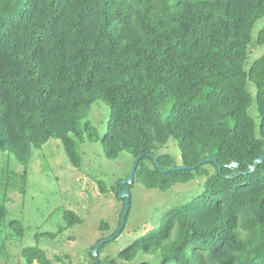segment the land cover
Segmentation results:
<instances>
[{
	"label": "trees",
	"instance_id": "obj_1",
	"mask_svg": "<svg viewBox=\"0 0 264 264\" xmlns=\"http://www.w3.org/2000/svg\"><path fill=\"white\" fill-rule=\"evenodd\" d=\"M263 17L264 0H0V153L27 166L33 149L58 139L81 168L78 142L86 138L101 141L110 160L143 155L134 183L161 192L190 183L186 191H200L102 258L124 232L126 185L112 186L117 226L106 234L110 224L101 222L106 235L80 264L131 263L138 255V264H264V162L247 173L264 154V54L247 68L252 48L264 47V27L252 35ZM97 101L110 107L102 137L82 123ZM254 102L259 123L249 113ZM170 141L179 164L162 152ZM151 154L164 170L209 157L222 169L209 162L161 173ZM0 214L4 221L5 205ZM64 218L59 232L84 223L72 210ZM10 228L25 234L19 220ZM22 257L26 264L71 258H50L39 247L24 248Z\"/></svg>",
	"mask_w": 264,
	"mask_h": 264
},
{
	"label": "rangeland",
	"instance_id": "obj_2",
	"mask_svg": "<svg viewBox=\"0 0 264 264\" xmlns=\"http://www.w3.org/2000/svg\"><path fill=\"white\" fill-rule=\"evenodd\" d=\"M263 27L264 17L256 22L254 38ZM263 54L264 47L252 48L247 68ZM251 91L256 92L253 85ZM249 113L259 123L255 102ZM109 118L108 104L97 101L82 123L90 121L102 137ZM78 143L83 162L81 168L71 164L58 139L33 149L27 166L7 153H0V207L5 205L8 209L7 217L0 220V264H26L22 250L27 247L44 249L50 258L68 254L71 258L61 264H80L84 258L88 259L87 252L103 236L105 231L100 229L101 222L110 224L106 234L117 226L119 207L111 187L126 179L133 164L132 157L123 152L118 159L110 160L104 155L101 141L91 142L85 138ZM162 152L171 154L176 163L181 162L177 142L170 141ZM8 176L12 178L10 183ZM189 185L177 184L161 192L135 182L130 190L131 207L124 232L117 241L107 243L102 258L116 255L139 236L157 227L163 211L194 198L200 191H186L185 187ZM70 210L80 215L84 223L59 232L65 227L64 214ZM11 220L22 222L26 229L24 236L14 234L10 228ZM48 233L56 235L49 237ZM141 259L138 255L133 262L120 264H138Z\"/></svg>",
	"mask_w": 264,
	"mask_h": 264
},
{
	"label": "water",
	"instance_id": "obj_3",
	"mask_svg": "<svg viewBox=\"0 0 264 264\" xmlns=\"http://www.w3.org/2000/svg\"><path fill=\"white\" fill-rule=\"evenodd\" d=\"M152 159H154L155 161V164L158 168V170L161 172V173H169V172H174V171H182V170H190V169H195L197 168L198 166L204 164V163H209V162H214L217 167L219 169H222V166L217 162V159L214 158V157H209L203 161H201L200 163H198L196 166L194 167H190V166H179V167H173L171 169H168V170H164L160 163H159V160H158V157L154 154H151L149 155ZM143 158V155H140L138 157L135 158L133 164H132V167H131V170H130V173H129V176L127 179L121 181L119 184H123V185H126V187L124 189H121L120 192H119V198L120 199H123L124 202H125V208H124V213H123V218H122V223H121V229H123V226L126 222V218L129 214V211H130V207H131V192H130V186L134 183V180H135V175H136V170H137V167L139 165V162L140 160ZM264 162V154L261 155L259 158L256 159V161L254 162V164L248 169L247 173H251V172H254L258 166ZM230 167H233V168H240L239 164H236V163H233L230 165ZM242 173L241 172H235V176H240ZM117 186V185H116ZM105 242H108V240H104V241H101L98 243L96 249L94 250V256L97 257V254H98V251L100 249V247L105 243ZM95 264H100L98 259L96 258V263Z\"/></svg>",
	"mask_w": 264,
	"mask_h": 264
}]
</instances>
